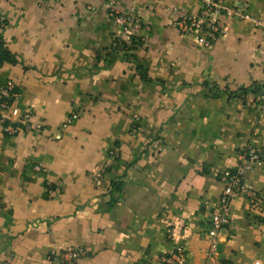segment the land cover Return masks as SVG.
Wrapping results in <instances>:
<instances>
[{"label": "crops", "instance_id": "0c3cea01", "mask_svg": "<svg viewBox=\"0 0 264 264\" xmlns=\"http://www.w3.org/2000/svg\"><path fill=\"white\" fill-rule=\"evenodd\" d=\"M114 1L150 32L132 57L107 61L114 39L128 42L107 0H0V41L15 60L0 63V86L18 91L8 117L32 114L29 130L0 126V264H161L177 247L186 264H207L219 173L240 148L264 153V34L234 20L199 48L169 13L197 14L199 0ZM223 1L264 22V0ZM246 178L261 200L233 201L217 264H264V164ZM66 249L82 254L66 262Z\"/></svg>", "mask_w": 264, "mask_h": 264}, {"label": "built area", "instance_id": "2783aa9c", "mask_svg": "<svg viewBox=\"0 0 264 264\" xmlns=\"http://www.w3.org/2000/svg\"><path fill=\"white\" fill-rule=\"evenodd\" d=\"M58 4L63 0H49ZM202 7L197 14L189 13L183 9L171 8L169 13L173 20V27L183 36L190 37L199 48L210 47L219 37L227 32L228 23L234 20L250 23L253 28L264 34V22L252 15L234 2L223 0H199ZM107 15L113 25L123 34H136L143 40L150 32L147 25L129 14H121L116 9L114 0H107ZM5 25V16L0 13V28ZM18 97L17 87L14 81L7 80L0 86V126L7 135H15L20 131L29 130L31 124V110L26 109L17 119L8 117L14 114V107ZM264 107V104H263ZM77 119V113L71 111L64 126L71 124ZM154 151L159 150V142H153ZM117 157L112 151L111 158ZM254 164H264V153L251 146L240 148L237 152V163L232 169H226L219 173L218 180L222 189L218 199L217 212L213 214L206 230L208 238L205 248L207 264H217L218 234L220 230L229 224V216L233 201L238 198L248 200L254 206L261 200V196L248 183L246 174L251 172ZM39 171V167H34ZM97 180L102 179V172L96 174ZM82 254L80 249H66L61 252V259L72 262ZM161 264H186L185 251L177 247L170 254L160 257ZM150 264V263H145Z\"/></svg>", "mask_w": 264, "mask_h": 264}, {"label": "trees", "instance_id": "16d2710c", "mask_svg": "<svg viewBox=\"0 0 264 264\" xmlns=\"http://www.w3.org/2000/svg\"><path fill=\"white\" fill-rule=\"evenodd\" d=\"M128 35V42H125L124 40L114 39L111 46V52L105 54L108 58L107 61H111L119 56V54L122 55V57L129 58L132 57V54H129L131 51H135L137 47H139L142 44V39L140 36L135 34H127ZM2 62H10L14 63V57L9 52L7 47L4 45L3 42L0 41V63ZM137 69H141L140 66H136ZM143 80L147 81V77L145 73H140ZM260 88L254 87L251 93L253 95L259 94ZM114 159H117V157H114ZM108 169H104L102 171V174L104 175ZM123 186V181L121 179L110 181L109 182V191L111 196L109 200V204L113 203L116 199L119 197V193L121 191V188Z\"/></svg>", "mask_w": 264, "mask_h": 264}]
</instances>
